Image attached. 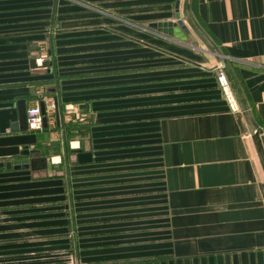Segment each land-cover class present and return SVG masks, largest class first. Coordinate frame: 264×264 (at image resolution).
<instances>
[{"label": "crops", "instance_id": "1", "mask_svg": "<svg viewBox=\"0 0 264 264\" xmlns=\"http://www.w3.org/2000/svg\"><path fill=\"white\" fill-rule=\"evenodd\" d=\"M183 3L0 0V264H264V0H192L220 56ZM178 14L186 41L150 27Z\"/></svg>", "mask_w": 264, "mask_h": 264}, {"label": "water", "instance_id": "2", "mask_svg": "<svg viewBox=\"0 0 264 264\" xmlns=\"http://www.w3.org/2000/svg\"><path fill=\"white\" fill-rule=\"evenodd\" d=\"M177 5L179 7V1H178ZM183 15H184L185 21H187V23L194 30V32L204 41V43L209 48V50L218 56L222 55L221 52H218L217 45L210 40V38L208 37L206 32L201 28V26L196 21L194 15H193V12H192V0H184ZM177 17H178V20L176 22H173V21L157 22V23L150 24V27L155 29V30H158L159 32H161L165 35H168L170 37H175L179 40L186 41V40H188V38H190L189 37V28L185 24L184 20L179 18V14ZM222 62H223V64H222L223 70L226 73V76H227L228 81L231 85V88L235 94V97L238 101V104H239L240 108L243 111H245V114L248 116L250 126H251V131L253 133V137L255 139L257 146L260 147L259 136H260L261 131H260L258 124L256 123V121L254 120V118L251 114V111H250L249 105L247 103V100L245 98V95L243 93L242 87H241L234 71L232 70V68L230 66L229 60L227 58L223 57ZM41 109H42V113L44 115V125H46L47 124V116H46V109H45L44 104L41 105ZM20 112H21V122L24 123V121H25V123H26V109L22 108ZM13 164H15L17 167H19V165H27L28 160H16L13 162Z\"/></svg>", "mask_w": 264, "mask_h": 264}, {"label": "built area", "instance_id": "3", "mask_svg": "<svg viewBox=\"0 0 264 264\" xmlns=\"http://www.w3.org/2000/svg\"><path fill=\"white\" fill-rule=\"evenodd\" d=\"M219 81H220L222 88L224 89V91L227 93V95L230 97V99L233 102L235 94L232 91L231 85L228 81V78L224 70H221L220 72ZM64 119L67 122H71V121L84 122L86 119V116L82 113L77 112L73 105L68 104V105H65ZM27 125H28V128L33 131H39L43 129L44 115L42 113V109L40 105L36 104V105L30 106L27 109Z\"/></svg>", "mask_w": 264, "mask_h": 264}, {"label": "rangeland", "instance_id": "4", "mask_svg": "<svg viewBox=\"0 0 264 264\" xmlns=\"http://www.w3.org/2000/svg\"><path fill=\"white\" fill-rule=\"evenodd\" d=\"M89 26H91V23H89ZM106 27L109 28L108 26H106ZM86 31H92V27L86 29ZM174 260L175 259H173L171 256H162V258L148 260L147 264H193L191 262L190 258H183V260L180 259L181 260L180 263H176V261H174ZM68 261H69V264H78L74 253L69 255ZM172 261H174V262H172ZM132 263L133 264H141V261H134ZM201 264H203V263H201Z\"/></svg>", "mask_w": 264, "mask_h": 264}, {"label": "trees", "instance_id": "5", "mask_svg": "<svg viewBox=\"0 0 264 264\" xmlns=\"http://www.w3.org/2000/svg\"><path fill=\"white\" fill-rule=\"evenodd\" d=\"M71 123V122H70ZM87 123L86 122H79V121H76L74 123H71L69 124V126H67V132H71L72 130H75V131H80L81 129L84 128V126L86 125ZM75 254V253H74ZM77 254H75V257H76ZM77 258V257H76Z\"/></svg>", "mask_w": 264, "mask_h": 264}]
</instances>
